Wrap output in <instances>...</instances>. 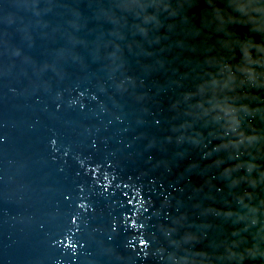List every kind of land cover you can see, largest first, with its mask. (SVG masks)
Here are the masks:
<instances>
[{
	"label": "water",
	"instance_id": "1",
	"mask_svg": "<svg viewBox=\"0 0 264 264\" xmlns=\"http://www.w3.org/2000/svg\"><path fill=\"white\" fill-rule=\"evenodd\" d=\"M0 264H264V0H0Z\"/></svg>",
	"mask_w": 264,
	"mask_h": 264
}]
</instances>
